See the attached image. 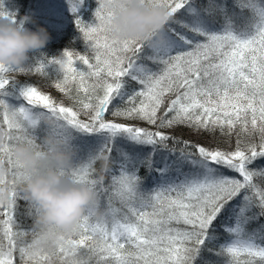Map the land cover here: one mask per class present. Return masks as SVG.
Listing matches in <instances>:
<instances>
[{"label": "snow or ice", "instance_id": "snow-or-ice-1", "mask_svg": "<svg viewBox=\"0 0 264 264\" xmlns=\"http://www.w3.org/2000/svg\"><path fill=\"white\" fill-rule=\"evenodd\" d=\"M145 2L171 17L147 43L108 36L111 0H95L87 22V0H66L84 54L65 48L23 69L0 66V159L8 169L0 184L11 192L0 205V264H264V168L249 167L264 160V0ZM16 15L0 0V17ZM10 72L54 76L76 107L6 78ZM106 113L197 135L235 134L236 143L206 148L108 121ZM46 135L73 147L72 169L63 174L91 186L94 210H106L100 219L87 211L76 237L37 255L24 239L35 231L22 220L36 210L9 183L22 176L11 147L36 146ZM97 152L113 165L108 185L92 173Z\"/></svg>", "mask_w": 264, "mask_h": 264}, {"label": "clouds", "instance_id": "clouds-1", "mask_svg": "<svg viewBox=\"0 0 264 264\" xmlns=\"http://www.w3.org/2000/svg\"><path fill=\"white\" fill-rule=\"evenodd\" d=\"M111 7L108 36L115 41L147 43L171 20L165 7L149 5L145 0H111ZM28 25H33L34 30ZM50 41L48 31L37 25L31 14L16 15L14 20L0 17V66L23 69L32 58L30 54L44 49ZM11 153L22 176L9 183H14L23 199L36 210L31 251L51 254L65 239L78 235V223L87 211L95 209L97 194L88 184L76 183L63 174L72 169L75 151L59 137L46 135L36 146L17 143ZM94 161L95 180L104 182L111 170L110 158L97 152ZM7 173L5 161L0 159V178ZM10 199L9 185L0 184V205H7ZM93 214L96 219L101 218L98 210ZM68 252L72 259V251Z\"/></svg>", "mask_w": 264, "mask_h": 264}, {"label": "trees", "instance_id": "trees-1", "mask_svg": "<svg viewBox=\"0 0 264 264\" xmlns=\"http://www.w3.org/2000/svg\"><path fill=\"white\" fill-rule=\"evenodd\" d=\"M62 1H65V0H62ZM199 2L201 4H206L207 0H199ZM94 7H95V0H87V7L84 9H81L82 18H85L84 15L87 12V18H85V19H86V21L90 20L91 19V13L94 11ZM17 15L22 16L20 12H18ZM66 16L68 19V22L66 24L67 30L61 29L63 32L60 34L57 33V35H55V37H53L51 39L50 43L47 44L48 47L46 48L47 51L45 53L43 52L40 54H38V53L37 54L36 53L30 54L32 58L30 59V61L28 62L26 67L30 66L31 64H34L36 62V58L39 59L41 56H45V57H49V58L55 57V56H53V54H58L59 52L64 51L65 48H69L70 50L84 54V52H85L84 46L79 39V33L76 31V28L72 22V14L69 12V10H66ZM32 74H35V73H32ZM12 75H13V77H10V75L6 74V78L14 79V80L21 82V83H22V81H26L25 78L19 79V76H20L19 72H15ZM21 76L25 77L26 75L21 74ZM35 80H37V84H36ZM29 82L32 85L36 86L41 93L50 95L54 101L62 102L64 106L76 107L70 99L66 98L60 91H58L54 87V83H55L54 76H49V77L45 78L44 76H42L40 74H35V76H32V78ZM38 86H40V87L45 86L47 88L49 87L50 90L44 92V91H41V88H39ZM73 94H75V93H73ZM162 111H163V109L161 110V113H162ZM79 118L82 120L86 119V117H84L83 115H81ZM105 118L108 121H114V122L121 123V124H124L127 126H138L141 128H147L149 131H160L164 134L174 136L179 140L190 141L193 144H200L206 148H219L221 150H232V149H234L235 143H236L235 134H233L229 138L227 136L221 135L219 133V131H217V134L213 137V136H210L208 133H202L200 135H197L191 129H189L185 126H176L173 128H157L154 125H149V124L142 122L140 120H126L123 118H114L110 115V113H106ZM41 139H42V137H41ZM256 140L258 142V137L256 138ZM248 142H249L248 137H246V136L242 137L241 147H243ZM168 144L171 147L172 141L169 140ZM253 164L255 166L253 168H264V160L257 159ZM112 167H113V165H111V168ZM145 174L146 173L143 170H141V175H145ZM231 175H238V174L231 173ZM107 179H110V176L108 174H106L104 181H106ZM110 182L107 184L106 183H104V184L108 185V184H110ZM25 207H26L25 202L20 201L19 202L20 213H24ZM22 220H23L24 225L26 227L33 228V218L22 216ZM261 223H264V220H262ZM256 226H257L256 224H253V225H250V228H254ZM14 231H15V229H14ZM24 239H26L28 242H30L31 236L25 237ZM97 242H99V241L97 240ZM81 251H84V250H81ZM202 255L205 258H209L212 260L216 259V257H210L206 251ZM92 264H95V260L92 261ZM198 264H199V262H198Z\"/></svg>", "mask_w": 264, "mask_h": 264}, {"label": "rangeland", "instance_id": "rangeland-1", "mask_svg": "<svg viewBox=\"0 0 264 264\" xmlns=\"http://www.w3.org/2000/svg\"><path fill=\"white\" fill-rule=\"evenodd\" d=\"M3 2L5 3L6 8L9 7V10H15L18 14V12L21 13V15H25V14H31L34 18V20L36 21V24L39 26L44 27L51 39L53 37H55V35L62 33L63 30H67V16H66V10H68V5L65 1L62 0H3ZM12 5H15V7L13 8ZM85 18H87V12L84 15ZM87 22V21H86ZM27 27L32 28L34 30V26L33 25H28ZM75 41V40H74ZM48 45H46V47L42 50H40L39 52H36V54H40V53H45L47 51ZM63 51L59 52L58 54H53V56H57L59 57V55L62 53ZM35 56V55H34ZM83 67V66H81ZM10 75V77H13V73H5V76ZM21 74H25V77H22ZM32 76H35V74H27V73H20L19 79L25 78L26 81H22L23 82H29L32 78ZM36 84H37V80H35ZM39 88H41V91H49L50 88L45 87V86H38ZM43 138V137H42ZM121 146H126V142L121 141L120 142ZM113 156L116 155L115 152L112 153ZM158 158V157H157ZM250 168L252 169H257V168H253L255 167L254 164L249 165ZM95 178V177H94ZM110 179H107L106 181H104V183H109ZM119 206V205H117ZM105 209L101 208L99 210V212L101 213V215L104 213Z\"/></svg>", "mask_w": 264, "mask_h": 264}]
</instances>
